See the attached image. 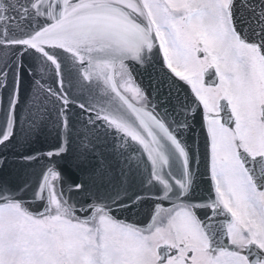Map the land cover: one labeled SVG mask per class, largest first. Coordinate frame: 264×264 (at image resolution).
I'll return each mask as SVG.
<instances>
[{
  "label": "snow or ice",
  "instance_id": "1",
  "mask_svg": "<svg viewBox=\"0 0 264 264\" xmlns=\"http://www.w3.org/2000/svg\"><path fill=\"white\" fill-rule=\"evenodd\" d=\"M0 157V264H264V0H0Z\"/></svg>",
  "mask_w": 264,
  "mask_h": 264
}]
</instances>
